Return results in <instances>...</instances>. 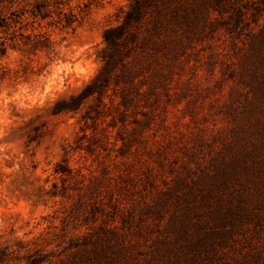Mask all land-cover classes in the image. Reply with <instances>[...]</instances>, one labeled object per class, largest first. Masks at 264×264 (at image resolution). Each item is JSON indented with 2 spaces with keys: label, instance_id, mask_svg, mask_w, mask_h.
<instances>
[{
  "label": "rangeland",
  "instance_id": "rangeland-1",
  "mask_svg": "<svg viewBox=\"0 0 264 264\" xmlns=\"http://www.w3.org/2000/svg\"><path fill=\"white\" fill-rule=\"evenodd\" d=\"M213 2L159 0L129 81L59 113L130 0L3 3L0 264H264V0Z\"/></svg>",
  "mask_w": 264,
  "mask_h": 264
},
{
  "label": "trees",
  "instance_id": "trees-1",
  "mask_svg": "<svg viewBox=\"0 0 264 264\" xmlns=\"http://www.w3.org/2000/svg\"><path fill=\"white\" fill-rule=\"evenodd\" d=\"M6 0H0V32L8 31L12 23H18L19 14L12 12V16L3 14V3ZM46 2L37 1L36 10L33 12L34 15L42 13L43 7H46ZM159 0H130L129 8L125 11L122 21L114 26H110L105 29L104 37L108 45L103 52V65L95 76L88 82L79 92L72 94L69 98H63L59 100L54 107L56 113L63 111H77L85 104L89 99L91 100H102L103 94L113 84L120 85L125 81H129L124 72L125 60L130 56L133 50H137L141 45V31L145 24V20L154 11H160ZM215 10L224 8L223 0H214L210 4ZM43 17L48 16L49 11L42 13ZM242 14V8L237 9L236 22H240ZM11 18V20H9ZM77 21V16L70 15L66 16V22L68 25H72ZM8 33V32H7ZM22 35V34H21ZM11 39L14 36L10 37ZM7 37L0 36V55H5L7 51L6 46ZM122 70H120V67ZM128 100L127 96H123L121 103L126 104ZM90 111H87V115ZM93 118V116H87ZM81 144L77 145L76 148H81ZM66 159L59 162L55 168L57 173L66 174L71 173L72 168L65 163ZM206 237L199 240V245L206 244ZM40 257H35L33 254L30 255L29 264H39L41 262Z\"/></svg>",
  "mask_w": 264,
  "mask_h": 264
}]
</instances>
